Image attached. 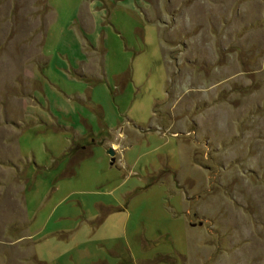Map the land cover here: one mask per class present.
<instances>
[{"label":"rangeland","instance_id":"374dc122","mask_svg":"<svg viewBox=\"0 0 264 264\" xmlns=\"http://www.w3.org/2000/svg\"><path fill=\"white\" fill-rule=\"evenodd\" d=\"M1 151L0 264H264V0H0Z\"/></svg>","mask_w":264,"mask_h":264},{"label":"crops","instance_id":"0c3cea01","mask_svg":"<svg viewBox=\"0 0 264 264\" xmlns=\"http://www.w3.org/2000/svg\"><path fill=\"white\" fill-rule=\"evenodd\" d=\"M5 118H4V116H3V124H7V126H11V128H13L14 130H15V128L14 127H17L16 126V123L15 122H13V121H8V120H4ZM18 142V141H17ZM9 142H7V144H8ZM4 144H6V143H4ZM6 144V146L5 147H7V146H10V144H8L7 145ZM8 148V147H7ZM2 151H3V149H1ZM2 151H1V153H0V169H7V172H15V171H17V169H16V167H15V164L12 162V159L11 158H9V156L7 155V153L5 154V155H7V156H4L3 154H2ZM8 151V150H7ZM19 172L17 171V173L16 174H18ZM11 181H12V179H10V180H5V179H2V178H0V187L1 188H3V186L5 185V184H10L11 183ZM84 194H85V192L84 191H82ZM104 204L102 203V202H97L96 203V206L97 207H99V208H101V207H105V206H103ZM109 207H105V208H108V209H110L111 211L110 212H112L113 210H114V208L115 207H113V205L112 204H107ZM84 215V211H82V215L81 216H83ZM30 222L31 221H28V223L30 224ZM9 224H11V223H9ZM15 227V226H14ZM18 228V227H17ZM5 230V229H4ZM4 230H3V232H4ZM5 238H6V236H5ZM4 237H3V239H5ZM22 238L23 237H19V239H17L18 241H20V242H23V240H22ZM24 238H26L27 240H28V244H31V245H33V242L31 243V235H28V236H24ZM25 239V240H26ZM33 257H35L34 255H33ZM19 260V259H18ZM26 260H28V259H26ZM38 260V259H37ZM29 261V260H28ZM39 261V260H38ZM41 262V261H40ZM19 263V262H18ZM96 264H101V262H97Z\"/></svg>","mask_w":264,"mask_h":264},{"label":"trees","instance_id":"16d2710c","mask_svg":"<svg viewBox=\"0 0 264 264\" xmlns=\"http://www.w3.org/2000/svg\"><path fill=\"white\" fill-rule=\"evenodd\" d=\"M70 153H71V152L67 151L66 155H68V154H70ZM69 156H70V155H69ZM165 173H166V171H162V172H160L159 174L155 175V177H153L154 181H157V180H156V179H157V176H162V175H164ZM24 261L27 262L28 260H24ZM31 263H32V264H44V263L38 261L35 257H33V258L31 259Z\"/></svg>","mask_w":264,"mask_h":264},{"label":"water","instance_id":"95a60500","mask_svg":"<svg viewBox=\"0 0 264 264\" xmlns=\"http://www.w3.org/2000/svg\"><path fill=\"white\" fill-rule=\"evenodd\" d=\"M107 154L110 156L111 161L110 164L112 165V163L114 162V151L112 149H108L107 150ZM199 225H201V223H199Z\"/></svg>","mask_w":264,"mask_h":264}]
</instances>
